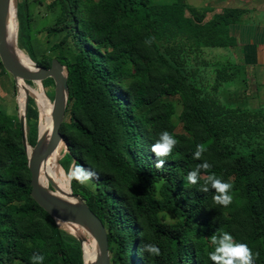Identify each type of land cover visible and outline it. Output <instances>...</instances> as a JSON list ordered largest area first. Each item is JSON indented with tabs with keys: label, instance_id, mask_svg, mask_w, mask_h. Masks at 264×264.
I'll use <instances>...</instances> for the list:
<instances>
[{
	"label": "trees",
	"instance_id": "1",
	"mask_svg": "<svg viewBox=\"0 0 264 264\" xmlns=\"http://www.w3.org/2000/svg\"><path fill=\"white\" fill-rule=\"evenodd\" d=\"M36 2L57 11L35 33L39 39L31 15ZM204 8L186 0H23L19 6V46L41 66L58 58L68 68L61 127L68 147L60 165L94 173L71 186L106 226L111 264H213L210 237L221 232L246 243L258 253L254 264H264V110L238 89L251 79L247 64L206 53L235 46L230 27L243 10L226 8L206 20ZM43 83L54 98V80ZM39 121L31 97L33 146ZM163 131L177 144L157 158L150 149ZM200 144L206 151L196 160ZM158 159L162 168L155 167ZM204 161L211 168L189 184L185 177ZM212 173L233 185L226 208L213 202L211 188L200 191ZM51 179L63 191L55 168ZM31 189L19 117L0 105V264H31L33 255L43 256L42 264H84L77 236L55 222ZM145 243L161 254L141 251Z\"/></svg>",
	"mask_w": 264,
	"mask_h": 264
},
{
	"label": "water",
	"instance_id": "2",
	"mask_svg": "<svg viewBox=\"0 0 264 264\" xmlns=\"http://www.w3.org/2000/svg\"><path fill=\"white\" fill-rule=\"evenodd\" d=\"M13 6L17 8V0H0V59L6 71L14 77L18 91L20 92L21 86H23L26 92L23 107L19 101L18 117L22 130V141L28 158V167L31 171V196L51 215L56 223L62 227L69 226L71 228V232L77 236L82 245L84 264H111L108 231L101 218L81 196L74 193L71 182H69L70 191L64 193L54 180L48 177L46 170V163L53 155L62 146L65 147V151L68 147L61 133L70 98L68 68L58 58H53L50 67L39 65L30 56L33 65L30 67L23 63L19 55V51L23 49L18 42V8L16 37H12L9 31V19ZM48 78L54 80L55 94L53 100H50L46 95L49 102L45 106L40 102V99L36 100L31 96L28 82L42 85L43 81ZM42 92L44 93V90ZM31 97L35 99L40 115L39 134L34 146L28 140L27 129V112ZM46 113L51 116L52 123L49 131L42 133V124L45 122ZM62 153L56 161L59 165ZM57 155L52 159L55 160ZM42 175L48 177L47 184L42 182ZM81 230L85 233H82ZM90 239L93 240L92 243H96L97 253L94 259L87 260L84 246L86 242L90 243Z\"/></svg>",
	"mask_w": 264,
	"mask_h": 264
},
{
	"label": "clouds",
	"instance_id": "3",
	"mask_svg": "<svg viewBox=\"0 0 264 264\" xmlns=\"http://www.w3.org/2000/svg\"><path fill=\"white\" fill-rule=\"evenodd\" d=\"M176 144L177 140L168 131H163L158 134V139L153 143L150 150L157 158L167 157ZM205 151L206 148L203 144L197 145L193 154L194 159L200 160ZM164 162L163 159H158L155 167L162 168ZM210 168L211 165L207 161L197 164L196 168L190 171L185 179L189 184L195 185L199 181L201 170L207 172ZM93 175V172L80 166L70 168L66 173L68 182L76 180L80 184L89 181ZM209 188L214 190L212 199L215 204L226 208L232 203L233 196L230 193L233 185L230 182H225L212 173L206 177L200 191L208 192ZM210 241L214 245V250L209 253V259L213 264H254V258L258 255V253L254 254L246 243L235 241L228 232H221L219 235L213 234L210 237ZM141 251L153 256L161 254L159 247L153 243L143 244ZM43 259V256L33 255L31 264H42Z\"/></svg>",
	"mask_w": 264,
	"mask_h": 264
},
{
	"label": "rangeland",
	"instance_id": "4",
	"mask_svg": "<svg viewBox=\"0 0 264 264\" xmlns=\"http://www.w3.org/2000/svg\"><path fill=\"white\" fill-rule=\"evenodd\" d=\"M23 0H17V8L19 9V6L22 5ZM186 2L193 8H196L199 11H202L203 8L207 10H211L213 8H216L215 4H218L223 6L225 3V0H186ZM207 3H210L208 6ZM25 12L24 10L22 11V14L24 15ZM190 12L188 11V14ZM57 14L56 10H50L47 7V2L46 3H39L36 2L35 6L33 7V10L31 11L32 15V26H33V33H34V38L42 35H39L38 33L35 35L37 30L41 29L42 26H45L46 24H50L54 21L55 16ZM212 14V11H210L209 16L206 17V20L210 19V16ZM252 14V17L256 18L257 20H264V13L262 12H252L249 15ZM208 15V13H207ZM260 24V23H258ZM23 41V40H22ZM18 42H19V16H18ZM26 47L31 51V49L28 47L27 41H24ZM35 42V41H34ZM37 43V42H36ZM35 43V47H37V51H33L35 54H39L41 51L40 46ZM44 46V45H43ZM23 51L28 54V52L23 49ZM210 52L209 57L212 59H216L217 57L220 59H231L234 61V56L230 53L228 48H221V47H214V48H206V53ZM29 55V54H28ZM259 65V63H257ZM255 64V66H258ZM264 65H260L257 68V71L254 72V66L252 65H247L246 68L250 71V76L251 79L249 80L248 84H240L238 86V89L240 92H242L243 99L249 98L248 100L251 102L250 104L253 107H258L264 110ZM31 88V93L36 100L39 99V94H43V90L45 95L50 98V100H53V91L50 86H48L45 83L41 84H34V85H29ZM43 89V90H42ZM34 92V93H33ZM19 101H20V92L18 91V88L15 85V80L14 77L8 72V71H2L0 72V105L2 109L9 115L15 116L19 115ZM180 104H178V110L180 109ZM177 131H182V125L178 126ZM65 147L62 146L60 151L58 152V155L55 160H53L56 164V168L58 171V174L60 176V180L64 182V188L63 190L66 191L67 184L64 179H67L66 177V171L65 169L57 163V159L59 158V155H61L62 151L64 150ZM64 177H63V175ZM64 228L68 229L71 231V228L69 226H63ZM79 230V229H77ZM80 231V230H79ZM82 233H85V231L81 230ZM90 243L93 242L92 239L89 240ZM92 241V242H91Z\"/></svg>",
	"mask_w": 264,
	"mask_h": 264
},
{
	"label": "crops",
	"instance_id": "5",
	"mask_svg": "<svg viewBox=\"0 0 264 264\" xmlns=\"http://www.w3.org/2000/svg\"><path fill=\"white\" fill-rule=\"evenodd\" d=\"M207 5L209 6L210 3H207ZM214 5L216 8L207 10V16L212 11L210 19L214 14L226 8H239L243 10L240 16L241 19L234 22L230 27V33L235 39L236 44L228 49L234 56L235 61L254 66V72H256V67L264 65V20H257L252 17V14H249L252 12L264 13V0H225L223 6H218L215 3ZM255 64L258 66H255Z\"/></svg>",
	"mask_w": 264,
	"mask_h": 264
},
{
	"label": "bare ground",
	"instance_id": "6",
	"mask_svg": "<svg viewBox=\"0 0 264 264\" xmlns=\"http://www.w3.org/2000/svg\"><path fill=\"white\" fill-rule=\"evenodd\" d=\"M9 31H10V35L12 37H16V32H17V8L14 7V6L11 9V14H10V19H9ZM19 55H20V58H21V60L23 61L24 64H27L30 67L33 65L29 55L26 54L23 50L19 51ZM38 94H39L40 102L43 103L45 106H47L48 102H49L47 96L44 93L43 94L38 93ZM24 100H25V90H24V87L21 86L20 103H21L22 107L24 105ZM46 115L47 116H46L45 122L42 124V130H41L42 133H44L46 131H49L48 129H49V127H51V123H52L51 116L48 113H46ZM29 150H31L30 147H29ZM58 151L53 155V157L57 155ZM52 158L46 163V170H47V173H48V177H50V178H51L52 169L55 168V170L57 171L56 164H55V162L53 161ZM63 177H64V175H63ZM47 178L44 175H42V182L47 184V180H48ZM64 180H65V182L67 184V188L68 189L66 191L63 190V192L64 193H68L70 191V183L68 182L67 179H64ZM62 184H63V188H64V182L63 181H62ZM84 247H85L86 259L87 260L94 259V257L96 256V253H97L96 243L86 242Z\"/></svg>",
	"mask_w": 264,
	"mask_h": 264
},
{
	"label": "flooded vegetation",
	"instance_id": "7",
	"mask_svg": "<svg viewBox=\"0 0 264 264\" xmlns=\"http://www.w3.org/2000/svg\"><path fill=\"white\" fill-rule=\"evenodd\" d=\"M25 94H26V92H25Z\"/></svg>",
	"mask_w": 264,
	"mask_h": 264
}]
</instances>
